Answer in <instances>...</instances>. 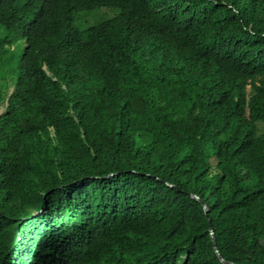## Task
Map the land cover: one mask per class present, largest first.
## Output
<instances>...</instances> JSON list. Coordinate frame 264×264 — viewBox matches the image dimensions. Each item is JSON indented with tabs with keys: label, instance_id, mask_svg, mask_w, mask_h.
<instances>
[{
	"label": "trees",
	"instance_id": "trees-1",
	"mask_svg": "<svg viewBox=\"0 0 264 264\" xmlns=\"http://www.w3.org/2000/svg\"><path fill=\"white\" fill-rule=\"evenodd\" d=\"M4 100L0 264H264V0H0Z\"/></svg>",
	"mask_w": 264,
	"mask_h": 264
},
{
	"label": "water",
	"instance_id": "water-1",
	"mask_svg": "<svg viewBox=\"0 0 264 264\" xmlns=\"http://www.w3.org/2000/svg\"><path fill=\"white\" fill-rule=\"evenodd\" d=\"M189 196L194 198V199H197L199 200L198 196H196L195 194H192V193H189ZM200 203L202 204V208L204 210V214L208 220V223H209V235H210V238H211V241H212V246H213V250L215 252V254L217 255L218 259L221 261V263L223 264H236V263H233V262H229V261H226L219 253V250L217 248V245H216V242H215V238H214V233H213V228L211 226V223H210V220L208 218V215H207V207L205 206V204H203L201 201Z\"/></svg>",
	"mask_w": 264,
	"mask_h": 264
},
{
	"label": "rangeland",
	"instance_id": "rangeland-1",
	"mask_svg": "<svg viewBox=\"0 0 264 264\" xmlns=\"http://www.w3.org/2000/svg\"><path fill=\"white\" fill-rule=\"evenodd\" d=\"M111 15V12L110 11H101V10H97V11H94V12H91L89 14H87L82 20H83V24H86V23H92V22H95L96 19H100L101 16H103L104 18L108 17ZM103 18V19H104ZM5 106H6V100L2 101L0 103V115L1 113L4 112V109H5Z\"/></svg>",
	"mask_w": 264,
	"mask_h": 264
}]
</instances>
